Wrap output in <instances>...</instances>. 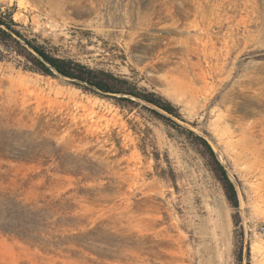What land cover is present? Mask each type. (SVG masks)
<instances>
[{
	"label": "rangeland",
	"instance_id": "1",
	"mask_svg": "<svg viewBox=\"0 0 264 264\" xmlns=\"http://www.w3.org/2000/svg\"><path fill=\"white\" fill-rule=\"evenodd\" d=\"M0 8L51 55L124 77L181 117L33 72L0 46V264H264V0Z\"/></svg>",
	"mask_w": 264,
	"mask_h": 264
},
{
	"label": "trees",
	"instance_id": "2",
	"mask_svg": "<svg viewBox=\"0 0 264 264\" xmlns=\"http://www.w3.org/2000/svg\"><path fill=\"white\" fill-rule=\"evenodd\" d=\"M13 15L12 11H3L0 8V46L24 58L31 64V71L45 76L60 75L94 93L111 96L118 102L133 103V98L140 100L155 110L167 114L170 120L181 118L177 109L170 102L155 93L139 90L124 77L92 69L71 59H61L51 55L43 46L28 39L21 32L20 25L14 20ZM3 60L5 57L0 56V61ZM188 134L192 141L205 150L209 157L210 168L222 184L227 200L232 207L238 208L239 198L236 188L211 144L191 130L188 131Z\"/></svg>",
	"mask_w": 264,
	"mask_h": 264
},
{
	"label": "water",
	"instance_id": "3",
	"mask_svg": "<svg viewBox=\"0 0 264 264\" xmlns=\"http://www.w3.org/2000/svg\"><path fill=\"white\" fill-rule=\"evenodd\" d=\"M220 160V159H219Z\"/></svg>",
	"mask_w": 264,
	"mask_h": 264
}]
</instances>
